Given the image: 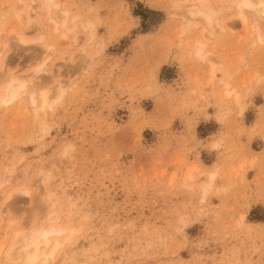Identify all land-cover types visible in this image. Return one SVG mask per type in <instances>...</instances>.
Listing matches in <instances>:
<instances>
[{
	"label": "rangeland",
	"instance_id": "rangeland-1",
	"mask_svg": "<svg viewBox=\"0 0 264 264\" xmlns=\"http://www.w3.org/2000/svg\"><path fill=\"white\" fill-rule=\"evenodd\" d=\"M197 1L0 0V81L63 88L0 103V264L34 226L45 264H264V21Z\"/></svg>",
	"mask_w": 264,
	"mask_h": 264
},
{
	"label": "bare ground",
	"instance_id": "bare-ground-1",
	"mask_svg": "<svg viewBox=\"0 0 264 264\" xmlns=\"http://www.w3.org/2000/svg\"><path fill=\"white\" fill-rule=\"evenodd\" d=\"M34 1V0H32ZM44 4V6L47 9V12L50 11L52 8L57 9V4L55 3V0H42L41 2ZM233 4L239 9L237 16L238 18L242 21V25L245 27L246 25V16L245 14L241 11V8H245L247 10H251L252 13L257 14V17L261 18L264 21V1L263 0H234ZM35 11H37V5H35ZM40 7V6H38ZM193 9L190 11L193 16H201L203 19H205L209 24L211 23V7L209 3L206 0H198L197 3H193L192 5ZM41 9V7H40ZM45 10V9H43ZM39 11V10H38ZM42 12V11H41ZM36 13V12H35ZM62 15H66L65 12L61 13ZM17 16V15H15ZM26 19H29V16L26 15ZM52 20V19H50ZM254 27V37H256L257 41L262 42L264 41V34H262L260 29L258 27ZM1 40V39H0ZM18 40L20 42H26V40L20 35L18 36ZM4 41V40H3ZM2 41V42H3ZM5 42L3 43L0 42V56L4 50L5 47ZM201 47V46H200ZM197 47L195 56L199 58H204L202 56V48ZM2 62V61H1ZM3 63H1V69L3 73L5 74V78L2 77V80L0 81L2 85V93L0 95V103L2 104H11L17 100L24 94H28V101L32 105L33 111L35 114L38 113L39 110H45L47 107L50 106V101L52 100H57L59 99L62 94H63V88L62 85L59 84L56 86L55 91L53 90L52 95H48V92L44 90L45 92H40V88L42 87L41 85L33 84V88L31 86V91L25 92V89L27 86H30V83H33L31 79L26 77L27 80L21 79L17 75H14L12 73H9L5 68L3 69ZM44 69L42 67L35 68L36 73H43ZM34 72V73H35ZM211 74L214 72V68L212 67L210 69ZM36 79V78H34ZM35 81V80H34ZM32 85V84H31ZM45 86V85H44ZM44 88V87H43ZM54 89V87H53ZM37 95H36V94ZM35 94V95H34ZM237 100L239 97L236 98ZM5 107V105H4ZM193 170L188 169L187 172L185 173L184 180L186 182H189L187 180L192 179V175L190 174ZM214 178L213 175L210 176V181ZM210 184L208 185H203L201 186L202 190V195H201V200L203 201L206 196V192L209 190ZM23 193L27 194L28 190L26 189H18L17 193ZM8 199V198H6ZM6 202V201H5ZM11 202V201H10ZM55 205V204H54ZM9 204L6 203L2 206H0V215H2V211H6L8 209ZM40 207V206H39ZM56 218V216H53V219ZM12 223V222H11ZM14 225V224H13ZM35 227V226H34ZM30 231L28 236L24 234V232L19 231L14 235V239L16 243H22L20 249L17 252H15L12 256L20 257V259L13 260L12 256L6 255L7 260L5 264H45L48 261L52 260L55 254L58 252V250L61 248L62 244L65 243V241L68 242L70 240L69 237H65L64 241H59L58 238L65 233L64 229L56 228V227H49V228H41L37 230L36 228ZM11 228H13L11 224ZM12 246V245H11ZM19 249V248H18ZM14 250V249H12ZM16 251V250H14ZM13 251V252H14ZM67 251V250H66ZM70 251V250H69ZM12 252V251H11ZM59 261V260H58ZM59 263V262H58ZM61 263V262H60ZM57 264V263H55Z\"/></svg>",
	"mask_w": 264,
	"mask_h": 264
},
{
	"label": "trees",
	"instance_id": "trees-1",
	"mask_svg": "<svg viewBox=\"0 0 264 264\" xmlns=\"http://www.w3.org/2000/svg\"><path fill=\"white\" fill-rule=\"evenodd\" d=\"M139 15V14H138Z\"/></svg>",
	"mask_w": 264,
	"mask_h": 264
}]
</instances>
